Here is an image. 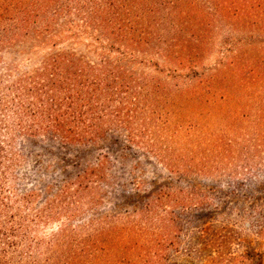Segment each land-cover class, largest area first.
<instances>
[{
	"label": "rangeland",
	"instance_id": "374dc122",
	"mask_svg": "<svg viewBox=\"0 0 264 264\" xmlns=\"http://www.w3.org/2000/svg\"><path fill=\"white\" fill-rule=\"evenodd\" d=\"M154 7L141 43L72 13L0 44V92L54 58L98 84L86 92L102 116L93 133L16 129L4 145L14 198L36 194L13 205L38 264L82 245L87 264H264V21L214 18L190 68L193 25L173 27L169 7ZM214 72L210 90L192 75Z\"/></svg>",
	"mask_w": 264,
	"mask_h": 264
},
{
	"label": "trees",
	"instance_id": "16d2710c",
	"mask_svg": "<svg viewBox=\"0 0 264 264\" xmlns=\"http://www.w3.org/2000/svg\"><path fill=\"white\" fill-rule=\"evenodd\" d=\"M158 3L169 7L167 14L172 18L173 27L193 25L189 38H196L201 43L188 42L186 58L190 68L200 60L201 52L208 50L210 44L204 41V37L206 32H211L210 27L214 29V18L220 21L235 19L241 23L248 21L250 25H256L257 18L259 22L264 21V0H0V44L16 36L17 29L47 31L49 22L53 23L55 17L72 13L88 15V20L97 16L98 25L105 24L107 29L112 33L115 31L125 41L141 43L147 35H152L148 14L156 13L154 6ZM143 20L144 23H141ZM184 57L173 59L182 65ZM69 64H62L54 58L50 68L45 65L40 72L24 80L21 86L10 87L6 93L0 92V130L5 133L2 136L4 140H0V264H38L34 254L37 249L31 247L33 237H29L27 229L29 217L21 213L24 205H13L17 202L29 203L36 194L28 192L20 196V200L14 198L16 191L8 185V166L3 163V160L10 161L7 156L9 151L4 147L9 145L8 134L16 129L19 133L29 132L31 135L44 131L75 140L81 139L83 132L93 133L94 126L101 122L102 116L94 113L98 101H89L86 93L93 92V86L98 84L95 80L89 81L84 73L77 72L78 69ZM64 67L66 72H63ZM192 75L207 90L215 88L216 72L205 77ZM117 85L128 89L122 83ZM69 86H74L72 94ZM81 87L85 91L81 92ZM117 89L118 93L126 92L125 89ZM88 247L74 248L61 264H87Z\"/></svg>",
	"mask_w": 264,
	"mask_h": 264
}]
</instances>
